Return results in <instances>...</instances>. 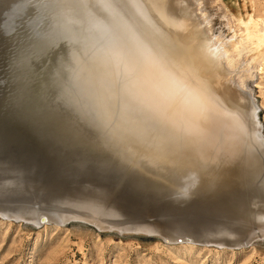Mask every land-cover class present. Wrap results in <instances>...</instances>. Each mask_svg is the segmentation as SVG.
<instances>
[{
  "label": "rangeland",
  "instance_id": "obj_1",
  "mask_svg": "<svg viewBox=\"0 0 264 264\" xmlns=\"http://www.w3.org/2000/svg\"><path fill=\"white\" fill-rule=\"evenodd\" d=\"M195 1L200 7V14H202V17L205 19L209 35L216 42L224 45L225 51L227 52L228 62L235 67L234 73H236V76L234 75V78H230L229 81L231 80V84L236 87L238 80L241 86L246 88L249 92L254 103L258 107V120L261 126V135L264 137V0ZM48 2H50V0H0V35L3 37H0V96H3V98L5 97L3 99L6 103L4 108L10 109L12 113L15 114L14 116L17 120L25 122L38 132L39 130L42 131V127L45 125L46 129H43V131L48 129L46 132L50 131V134L52 133L62 139L65 145L68 144V140L66 139H69L72 136L67 128H63L60 125L57 121L58 118H61L59 120L65 119L72 125L78 123L79 125H77V127L92 137L94 142H96V148L99 150V153L104 156L108 162H118L119 166L125 168L124 170H129L133 176L147 181L152 187L154 186L153 188L151 187V195L154 194L152 197L153 200L151 199V201H149L147 209L150 210L151 207L158 204L161 206L168 204V201H174L176 197L169 194L172 187L166 185V183L170 181V175L166 173L167 168L156 165V161L152 160V156L148 157L147 155L141 156L135 154L137 142L135 139H132L133 135L126 139L120 138V141L118 137L110 136V133L121 135L118 131H121V128H123L120 123L122 115L119 116L116 111L114 112V109L119 112L118 101H121V96L115 92L120 89L119 86L121 84L118 82H110V86L109 82L104 83L103 81L102 86V84L100 85V83L98 84V82H96L95 79H97L96 76L98 74L96 72L95 76H93L91 70V51L88 47V42L86 39L78 38L73 30L70 29V27L68 28V25L65 24L66 18H64L65 16L63 15V13H65L70 7H72L75 14L77 13V16L81 15L89 0H75L73 3L70 1V6L66 0H63L61 2L66 4V7L63 6L65 4H62L63 9L52 8L50 4L51 2ZM65 8L67 10H65ZM62 10H65V12ZM68 12L70 13L71 11L69 10ZM254 24L258 26L259 33L253 30ZM247 34L252 35V38L247 40ZM9 42H11V44H9ZM6 47L8 49H6ZM7 56L9 58H7ZM4 57L7 58V60ZM80 61H82V63ZM4 62L6 64H4ZM87 63L89 65H87ZM80 64L83 67L86 66L85 69H87V71L81 67ZM3 66H5V68ZM88 66H91L90 69ZM80 68H83L85 71L83 72L82 69V73H76V70L79 72ZM74 73L77 75L75 76ZM83 73H85L84 75L87 73L91 78L93 76L92 80L94 82L90 77L83 76ZM78 75L79 78H77ZM85 80L86 82L87 80L88 82L90 80L92 83L90 84L89 82L84 86ZM80 83L82 88H80ZM92 84H94V86H92ZM95 85H97V87ZM107 85L110 88L112 87V89H104V86L107 87ZM101 86L103 88L100 90ZM90 87L92 88L90 89ZM87 89H89V91ZM113 89H116L114 91L115 96L111 95ZM95 90L99 91V93ZM102 91L107 92V96H109L106 98V93L101 94ZM90 92L91 95L89 94ZM94 93L98 95L99 101L98 98L96 99L98 103L94 97L91 99ZM114 97H116V99H114ZM102 98H104V100H102ZM6 101L9 102V104ZM86 101H92L89 103V107L87 105L88 102L86 104ZM121 102H123V98ZM100 103L102 107H100ZM108 105H111L112 108L111 106L108 107ZM113 105H115L114 109ZM106 106L108 108H106ZM80 107L82 110L79 109ZM90 107H92L91 109L94 108L93 113L91 110L88 111L87 108ZM100 109H104L103 112L102 110L101 112L98 111ZM110 109L111 112H109ZM1 112L3 111L1 110ZM97 112L99 114L103 113L102 115L100 114L101 120L97 118L99 117V114H96ZM104 112L106 114L110 113L111 115L109 116V114H107V117ZM22 113H27V116ZM53 113L59 114L53 115ZM29 115L31 116L30 121ZM37 115L38 117H36ZM40 116H43V119ZM102 116L104 117V120L110 118L114 122L112 123L109 119L110 123L108 124L107 122L109 121H104ZM44 117H46V119ZM55 117L57 119H55ZM114 117L115 119H118L114 120ZM34 118L36 121H34ZM90 119H93V122ZM31 120H33V122ZM50 120L51 122H49ZM98 120L101 121V123ZM6 122L7 121L5 120H0V124H7ZM50 123L53 126H50ZM116 124L118 125L116 126ZM122 124H125L126 126L125 121H122ZM109 126L110 129H108ZM114 126H116V129ZM111 127L114 131L112 130L113 132L109 133V130L112 129ZM117 127H119L120 130ZM3 128V131L0 129V137L1 134L3 135L8 130H17L11 127ZM112 138H114L115 142H113ZM72 139L78 148H86L87 150H90L86 147V142L83 139H80L78 135L72 137ZM128 139H131L132 141ZM29 141L31 143L33 142L34 147H31V149L30 147H27L28 151L25 146H29L28 144H30V142L26 141L28 144L25 143V140H23V144L21 143L22 141L18 143L16 142L18 145L17 147L21 144L19 148L21 150H26H24L25 155L26 152L29 153L27 156L28 158H26L25 155L22 156L24 153H20L21 156L18 157L20 150H17V148L14 149L16 143H13L14 146L12 148L11 145H9L10 147L8 146V144H12V142L0 145V150H2L4 154L3 156L7 158V155H9L7 158L8 160H10V153L12 154L13 151L18 153L16 154L14 152V154H12L14 157L11 161L14 159H22L20 157L25 158H23L25 161L22 162L24 165L20 164V167L23 170L21 174H19L24 180H26L25 183H23L25 188L18 191L20 196H17L15 199L25 201L29 199L30 196L22 194H34L35 192L37 193V189H42L40 194H43V192L49 193L50 191L56 192L59 190L62 195L64 186L68 181L67 178L59 172L58 164L59 162H64L66 159L64 153H60L59 156H56L51 153L54 149H50L51 151L49 149L47 150V148L44 147L45 145H40V143L36 144L38 142L35 139ZM33 148H36L34 149L35 153L34 150L33 153L30 152ZM9 149L14 150L11 152ZM165 154L168 155L169 153L167 152ZM180 176H177V178L179 177V183H183L184 180L182 181V177ZM78 180L80 179L78 178L77 181ZM23 184L19 185L22 186ZM163 184H165V186ZM229 185L231 187V184L228 183L226 184L228 187L225 186L224 188L216 189L218 192H220V189L222 191L218 193L219 197L225 196L227 191L228 195L237 191L233 185L232 189ZM163 186L165 188H162ZM233 188H235V190ZM168 189H170V191ZM223 191H225V193ZM157 192H159L158 196L162 194L160 196L162 198L159 199V197L156 196ZM190 192L194 193H191L190 196ZM190 192L186 195L183 192L185 195L183 197L187 200L185 199L186 201L183 202L184 204L182 203L180 204L181 206H179L183 208V211L181 212L182 218L176 220L179 218L180 214L175 216L171 215L167 220L169 226L165 224L169 227L167 231H170L175 235L170 234L165 236V238L157 235L156 230L158 226L151 217H137L138 220L136 221L139 222L138 224L136 221L125 222V225L130 227L129 230L124 228L121 229L116 225H118L117 221L123 219L124 216H118L109 213L104 208H95L94 206H84L81 208L84 210H93L89 213L87 219L77 217V219L61 223L54 222L53 220L41 222V220H38L36 217H28L25 218V220L20 216L8 217L0 213V264H264V236L261 237L262 233L257 230V238L253 239L248 244H244V242L247 241L244 240L246 237V234L244 233L245 228L247 227L246 229H248L250 225L254 223L251 219L249 221L250 215L252 214V208L250 206L253 207L255 212H259L263 209L258 206L259 203L250 202V212H248V202H238L236 204L237 207L234 206V209L233 205L232 207L229 205H216L210 212V210L205 208H202L201 210L200 208L192 209V206L189 207L191 198L201 194L200 191H196L195 189H191ZM163 194L165 195V199ZM177 194V196H182L181 191ZM166 198H168V200ZM160 200L161 202H159ZM243 203L245 204L242 205ZM243 207L245 209H242ZM127 208L126 211L129 210L130 207L127 205ZM190 211H192V214H190ZM202 211H204L203 216ZM187 213L189 219L186 217ZM50 214L53 215L51 212ZM50 214H48V216H51ZM214 214H216L215 217L213 216ZM217 216L218 218H216ZM66 217L75 218L76 216L68 214ZM206 218H208V220ZM201 219L203 221H201ZM182 221L184 222L183 225L181 223ZM210 222L211 225H209ZM191 223L193 224L191 225ZM203 223H205L207 229L204 225L202 226ZM163 224L164 218L162 217L159 227L160 229L164 228L165 230L166 226ZM223 224L224 226H222ZM243 224L246 227L243 228ZM220 225L221 228L223 227L222 229H220ZM176 227L182 228L181 231H176ZM217 228L218 230L235 231L237 234L230 236L231 238L229 236L224 237V235L222 237V234H217L215 235V238L213 234ZM204 229L205 233L206 230L209 231L210 229L211 232H213L212 237L211 234L208 237V233H206V236ZM186 230L189 231L186 232ZM190 231H192L191 234ZM193 231L196 234L195 236L199 239L197 238L194 242L180 240L181 237H183L182 235L194 236ZM200 231H202L201 233H204L205 237L209 239L205 238L203 234H200ZM211 232L209 231V233ZM218 236L219 238L221 236L223 241L221 239L218 240ZM241 236H244V238ZM204 238L207 242H209L211 238H215V240L220 242L216 241L215 243L213 242L214 240L211 239V241L207 243ZM229 241L230 243L228 245ZM219 243H222V245H219Z\"/></svg>",
  "mask_w": 264,
  "mask_h": 264
},
{
  "label": "bare ground",
  "instance_id": "obj_2",
  "mask_svg": "<svg viewBox=\"0 0 264 264\" xmlns=\"http://www.w3.org/2000/svg\"><path fill=\"white\" fill-rule=\"evenodd\" d=\"M61 1L63 0H50L51 3L50 2L48 3L51 4L52 8L63 9L62 4L65 3H62ZM70 1L73 3L75 0H70ZM70 1L66 0L69 6L71 5ZM63 6L66 7V4ZM70 8L68 10L65 8V10H67L66 12L70 10L71 11L70 13L69 12L66 13L65 10L64 11L62 10L63 12H65L63 13V15L65 16L64 18H66L65 24L68 25V28L70 27V29L73 30L74 34L78 38L86 39V41L88 42V47L91 51L90 54L91 56L90 59L92 61L91 70L93 76H95L96 72L98 74L96 76L97 79H95L96 82H98V84L100 83V85L102 84V86H103V81L104 83L109 82V84L110 82L113 83L118 82L121 84V85L119 84L120 89L119 90L113 89V93L111 95H114V91L116 90L115 93H118L123 98V102H121L122 101L121 97H120L121 101L120 100L118 101L119 98L117 99V101L119 102V107H118L119 112L114 109L115 105H113V109L114 112L116 111L117 114H119V116L122 115L121 116L122 120L120 119L121 120L120 123L124 128V130L123 128H121L122 132L118 131L121 133V135H114L113 133H110L114 131V129L111 127L112 129L109 130V133L111 134L110 136L116 138L118 137L120 141V138L126 139L128 137L130 138V136L133 135L132 139H135L137 142L135 154L141 156L147 155L148 157L152 156V160L156 161V165H160L163 166L164 168H167L166 173L170 175L169 176L170 178L168 177L170 181L166 183V185L167 186L170 185L172 187V190L171 192H169V194H172V196L174 195L176 199L174 200L173 198L174 201L172 202L168 201V204L166 205L160 206V204H158L156 206H153L149 210L153 212L154 215H159L160 217L164 218L163 225L166 226V229L165 230L164 228L160 229V227L157 228L156 230L157 235L163 236L165 238V236L167 235L174 234L170 231H167V229H169V227H167L168 225L167 220L169 219V217H171V215L175 216L177 214L178 215L180 214V216L176 220L182 218L181 212L183 211L182 210L183 208L179 206H181L180 204H182L187 200L183 196L189 193L191 189H195L196 191H200L201 194L197 196L195 195L196 197L191 198L190 200L191 203L189 207L192 206V209L200 208L202 210V208H205L207 210H210L211 212V209L214 208L216 205H222V206L229 205L231 207L233 205V209H234V206H236L238 202L240 203L248 202L247 207L249 211L248 209L247 211L250 212V207L252 208L251 210L252 214L250 215L249 221L251 219L254 221V223L251 224L248 229H246L247 227L243 224V228L246 227L244 231L246 237L245 238L244 236L241 237H243L245 241L247 240L246 242H244V244H248L253 239L257 238L256 236L257 230H259V232L262 233L261 237H263L264 236V137L261 135V126L258 120V107L254 103L252 97L250 96L246 88L242 87L240 82H238L237 77H236L237 80L236 87L231 84V80L229 81L230 78H234L233 77L234 75L236 76V73H234L235 67L232 66L230 62H228L227 52L225 51L224 45L222 43L216 42L209 35V32L206 28L205 19L202 17V14H200L199 12L200 7L198 3L195 0H89V2L86 4V7L82 11V14L79 16L76 15L77 13L75 14V12L72 10V7ZM253 30L259 33L258 26H256V24L253 25ZM0 37L2 36L0 35ZM251 38L252 35L249 34L246 35L247 40ZM9 44H11V42H9ZM6 49L8 48L6 47ZM157 53L163 54L164 57L172 65H174L175 75L181 80V82H194L196 84L195 90L189 88L181 92L179 90H176L175 88L169 87L158 90L153 96H142L139 93L132 90L129 87V84L137 76L139 60L151 59ZM7 58L9 57L7 56ZM7 58L5 59L7 60ZM80 62L82 63V61ZM4 64L6 63L4 62ZM87 65L89 64L87 63ZM3 67L5 68V66ZM81 67L83 66L81 65ZM83 68L85 69L86 66ZM83 68H80L79 72H77L76 70V73H82L81 70ZM84 69L83 72L85 70L87 71V69L85 70ZM76 73H74L75 76L77 75ZM84 74L85 73H83V76L90 77L88 75L89 72L88 74L86 73V75ZM77 78H79V75ZM85 82H84V86L88 84L90 80L89 82L88 80L86 83ZM81 83H80V88H82ZM91 83L92 82H90V84ZM92 86H94V84H92ZM95 86L97 87V85ZM102 86L100 90L103 88ZM104 87H105L104 89L110 88L108 85L107 87L106 86ZM116 87L118 88L117 85ZM91 88L92 87H90V89ZM110 89H112V87ZM87 90L89 91V89ZM91 92L89 93L90 95ZM97 92L99 93V91ZM103 93L104 94L106 93V98L109 96V95L107 96V92L102 91L101 94ZM94 94L91 97V99H93L94 97V99L96 100L98 98V95L95 94V96L97 95V97L95 98ZM114 99H116V97H114ZM102 100H104V98H102ZM87 102L88 101H86V104ZM91 102L92 101L88 102L87 104L88 107L90 105L89 103ZM7 103L9 104V102ZM99 105L100 107H102L101 103ZM109 106L111 105H108V107ZM108 107L106 106V108ZM91 108L92 107L87 109L88 111L91 110L93 113L94 108L93 109ZM5 109L6 108H4V110ZM79 109L82 110L81 107ZM101 110L102 109L98 111L101 112ZM109 112H111V109L109 110ZM22 114L24 115L25 113ZM96 114L99 113L97 112ZM100 114L99 117H97L99 118V120H101L100 116L103 113L101 115ZM107 114H109V116L111 115L110 113ZM93 116L95 117L94 114ZM36 117H38V115ZM40 117H42L43 119V116ZM115 117L114 120L118 119V118L115 119ZM30 118L31 116L29 115V121ZM44 118L46 119V117ZM55 119L57 118L55 117ZM59 119L61 118H58L57 121L60 123V125L63 128H68V126L72 128L73 126H75L68 123V121L65 119L63 120H59ZM109 119L106 118L105 120L109 121ZM0 120H5V119H3L0 116ZM90 120L93 122V119ZM31 121L33 122V120ZM34 121H36V119ZM122 121L126 122V126L125 124L124 125L122 124ZM49 122H51V120ZM99 122L101 123V121ZM113 122L114 121H112V123ZM107 123L109 124L110 121ZM120 123L118 122L119 125ZM118 124H116V126ZM50 126L53 125L51 124ZM116 126H114L115 129ZM3 127L9 128L7 124H0V129L2 131L4 129ZM43 127H42V131L43 129H46V126L44 128ZM117 128L119 129V127ZM108 129H110V126ZM46 131H48V129ZM165 132L168 133L174 132L176 133V135L175 136H172L171 134L165 135L164 134ZM32 139L34 138L23 131L8 130L3 135L1 134L0 145H4L12 142V144H8V146L11 145L12 148L14 146L13 143L16 142L18 143L22 141L21 143L23 144L24 143L23 140H25L26 143V141L30 142L29 140L32 141ZM112 139L113 142H115L114 138ZM128 140L132 141L131 139ZM173 141L177 142V146L173 149H169L168 145L170 142ZM17 143L15 145L16 147L14 146V149L17 148V150L18 149L20 150L18 154L19 157L21 156L20 153L23 154L25 149H22L23 150L22 151L19 148L21 144H19V147H17L18 146ZM28 145L29 146H25L26 150L27 147L28 148L30 147V149L31 147H34L33 142L32 143L30 142V144ZM14 149L11 150L9 149V151L12 152ZM34 149L36 148H33L30 152L33 153ZM14 152L15 151H13L12 154H14ZM167 152L169 153L168 155L165 154ZM15 153L17 154L18 152ZM12 154L10 153L11 158L10 160H8L7 158L9 157V155H7L6 158L5 156H3L4 155L3 151L0 150V213L8 217L20 216L23 217L24 219L28 217H36L38 218V220H41V222L49 221L50 219L48 214L50 212L39 208H32L31 205L34 203L42 206L49 202L53 203L56 198L61 196L60 191L59 190L56 192L50 191L49 193L43 192V194H40L41 193L40 191H42V189H37V193L35 192L34 194H22V195L30 196V198L28 197L29 199L25 201L16 200L15 198L17 196H20L18 194L19 193L18 191L23 190L25 188L23 183H25L26 180H24L19 175L23 170L20 167V164L24 165V163L22 162L25 160H23L24 157H20L22 159L20 160L14 159L13 161H11L14 157V155ZM24 155L25 153L22 156ZM28 155L29 153L26 152L25 155L26 158H28L27 157ZM178 175L179 176L181 175L180 176L182 177L181 180L182 181L184 180L183 183H179L178 180L179 177L177 178ZM228 183L231 184V187L229 185L231 189L233 185L237 191L232 193L229 191L231 195L230 194L228 195V191H227L226 193L227 195L225 194V196H223L222 194L223 197H219L218 193L222 191L220 189V192H218L216 189L224 188ZM19 184H23L22 185L23 187ZM163 185L165 186V184ZM164 186L162 188H165ZM235 188L233 189L235 190ZM170 189L168 190L170 191ZM180 191L182 196H177L178 195L177 193H180ZM183 192L185 193V195ZM223 192L225 193V191ZM191 193L192 192H190V196ZM164 194L163 197L165 199ZM158 195L159 192H157L156 196ZM161 195L162 194H160V196ZM153 196L154 194L151 195L149 201H151ZM160 196H158L159 199L162 198ZM166 199L168 200V198ZM161 200L159 202H161ZM250 202H257V204L259 203L258 206H260L263 209L260 210L259 212H255L252 206L249 207ZM244 204L245 203H243L242 205ZM125 206L127 208L126 203ZM50 207L53 206L51 205ZM242 209L245 208L243 207ZM202 212H203L202 214L203 216L204 211ZM190 214H192V211H190ZM215 215L216 214H214L213 216L215 217ZM187 216L188 213L186 214V217ZM216 218H218V216ZM187 219H189V217H187ZM202 219L201 221H203ZM206 219L208 220V218ZM220 219H224V218H220ZM138 223L139 222H137V224ZM141 223L144 224L143 222ZM181 223L183 225L184 222L182 221ZM192 224L193 223H191V225ZM203 225L205 226V223H203L202 226ZM209 225H211V222ZM222 226H224V224ZM222 228L220 225V229ZM181 229L182 228L180 227L175 228L176 231H181ZM188 231L186 230V232ZM202 231H200L199 233L203 234L204 237L206 233H208V237L210 236V234L212 237L213 232H211L210 229L209 231L211 233H209V231L207 230L205 233V229H204L205 234L201 233ZM191 233L192 231H190V234ZM217 234L218 235L222 234L221 235L222 237L223 235L224 237L227 236L230 237L236 235L237 233L235 231L218 230L217 228V230L215 229V232L213 234L214 237ZM195 235H196L195 232H194V236L182 235L183 237H181L180 240H185V241L187 240L194 242L198 238ZM221 236L220 238L218 236L219 238L218 240L221 239L223 241ZM205 238L204 240L206 241ZM215 238L214 239L211 238V239H213L214 240L213 242L216 243V241L218 240H215ZM230 241L228 242V245ZM232 241H233V237H232ZM219 245H222V243H219Z\"/></svg>",
  "mask_w": 264,
  "mask_h": 264
},
{
  "label": "water",
  "instance_id": "obj_3",
  "mask_svg": "<svg viewBox=\"0 0 264 264\" xmlns=\"http://www.w3.org/2000/svg\"><path fill=\"white\" fill-rule=\"evenodd\" d=\"M0 101V116L7 121L8 127L25 132L41 145H45L47 150L54 149L50 150L54 155L59 156L60 153H64L66 157L64 162L58 164L59 172L68 181L62 195L53 203L49 202L42 206L33 203L32 208L51 212L53 215L49 216V219L61 223L77 219V217L87 219L93 210L81 208L94 206L104 208L109 213L124 216L117 221L118 225H116L121 229L129 230L130 227H127L125 222H133L138 220L137 217L145 216L154 219L159 228L162 217L154 215L147 209L151 196V184L133 176L129 170L126 171L119 166L118 162H108L99 153L92 137L77 127L78 123L72 127L73 129L68 126V132L72 137L78 135L80 139H83L90 150L78 148L72 137L66 139L68 144L65 145L62 139L53 134L32 129L25 122L17 120L10 109L4 110L6 103L3 101V96H0ZM58 114L53 113V115ZM78 178L80 180L77 181ZM124 203L130 207L129 210L126 211ZM51 205L53 207H50ZM68 214L76 217H66Z\"/></svg>",
  "mask_w": 264,
  "mask_h": 264
},
{
  "label": "clouds",
  "instance_id": "obj_4",
  "mask_svg": "<svg viewBox=\"0 0 264 264\" xmlns=\"http://www.w3.org/2000/svg\"><path fill=\"white\" fill-rule=\"evenodd\" d=\"M129 87L142 96H153L162 88H175L181 92L191 88L195 90L194 82H181L175 75L174 65H172L163 54L157 53L151 59H140L138 62V73ZM165 135L176 133L165 132ZM177 146V142H170L168 147L173 149Z\"/></svg>",
  "mask_w": 264,
  "mask_h": 264
}]
</instances>
